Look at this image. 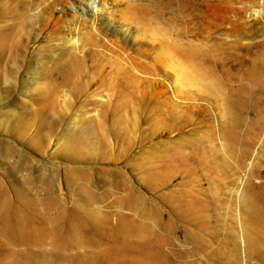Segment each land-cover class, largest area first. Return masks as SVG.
<instances>
[{
	"label": "rangeland",
	"instance_id": "obj_1",
	"mask_svg": "<svg viewBox=\"0 0 264 264\" xmlns=\"http://www.w3.org/2000/svg\"><path fill=\"white\" fill-rule=\"evenodd\" d=\"M43 1L0 6V264H264V0Z\"/></svg>",
	"mask_w": 264,
	"mask_h": 264
},
{
	"label": "bare ground",
	"instance_id": "obj_2",
	"mask_svg": "<svg viewBox=\"0 0 264 264\" xmlns=\"http://www.w3.org/2000/svg\"><path fill=\"white\" fill-rule=\"evenodd\" d=\"M15 1L16 0H0V6L7 9L8 7H10L11 4H14ZM21 1H28V0H21ZM42 3H44V7L42 8V11L47 14L48 21H51V20H62L64 22L69 21L70 24L72 25V30L80 27V24L82 22V18H84V16L87 13L90 12V14H92V11H89L88 5H91V7L95 10L96 13L102 14L105 10H108L107 13L112 14V10H110L111 7L108 6V3L106 0L101 1V3L98 5L95 4L94 0H80V2H79L80 5L78 7L84 11L74 10V7L76 5L72 4L70 6L72 7V9L74 11H71L70 14L66 13L63 10L66 8H63V7H61L60 9L56 8L55 7L56 4L54 3L53 0H44ZM116 5L120 6V5H123V3L118 2V3H116ZM124 7L125 8H122V9L120 8L119 11L121 12L122 10L126 9L127 6H124ZM40 13H41V11H40ZM258 15H260V14L258 13ZM254 16H256V15L254 14ZM98 17H100V16H98ZM40 34H41V29H40V27H37V28H34L33 30H31L28 33V36L30 37L31 42H35L39 38ZM151 38H152V40L154 39L153 37H151ZM163 63H164V67L167 69V70H165V73L168 75V77H170L172 79V81L174 82L175 85H180L182 83V80H183V71H182L181 67H179L176 63H174V60L171 58H167V60H165V62H163ZM140 80H142V79H140ZM148 81H149L151 89L154 91V93L157 96L161 95L162 91L165 90L163 88L162 83H159L157 80L156 81L155 80H151V81L148 80ZM162 97H164V96H162ZM164 101L168 102L167 99H165ZM251 211L253 212V210H251Z\"/></svg>",
	"mask_w": 264,
	"mask_h": 264
}]
</instances>
